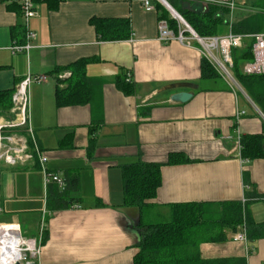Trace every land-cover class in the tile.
<instances>
[{
    "label": "crops",
    "instance_id": "0c3cea01",
    "mask_svg": "<svg viewBox=\"0 0 264 264\" xmlns=\"http://www.w3.org/2000/svg\"><path fill=\"white\" fill-rule=\"evenodd\" d=\"M33 1L31 49L12 54L10 47L26 44L23 15L19 0H0V92L14 89L28 73L46 77L30 86L31 128L47 155L46 169L64 180L76 178L79 189L70 194L68 208L55 210L49 194L56 185L44 186L36 159L16 167L0 161V223H8L0 233L17 230L8 226L17 224L23 237L36 239L41 253L35 264H133L141 220L170 221L174 205L219 209L246 198V210L264 222V161L241 163L237 146L241 135L264 136V116L239 83L241 93L221 78L200 79L202 57L194 42L158 40L160 20L178 33L165 4L153 0V10L146 11L135 0ZM168 1L174 12L227 9L222 35L254 13L253 0H235L234 9L230 0ZM93 19L114 30L127 25L128 38L99 39ZM79 60H91L85 67L89 102L58 107L56 91L66 88L71 71L55 69ZM118 76L133 86L132 94L117 88ZM179 92L192 97L171 102ZM10 110L2 120L13 117ZM237 110L245 111L238 122ZM172 154L191 162L167 165ZM136 162L161 165V185L142 213L122 206V167ZM224 233L222 242H199L191 249L204 260L264 264V239L243 244L230 230Z\"/></svg>",
    "mask_w": 264,
    "mask_h": 264
},
{
    "label": "trees",
    "instance_id": "16d2710c",
    "mask_svg": "<svg viewBox=\"0 0 264 264\" xmlns=\"http://www.w3.org/2000/svg\"><path fill=\"white\" fill-rule=\"evenodd\" d=\"M169 2L168 0H166ZM254 13L237 21L232 26V33L251 35L263 32L264 0H253ZM176 12L200 37H211L223 34L228 10L220 6H208L205 12L186 10ZM99 39L103 41H119L128 38L127 25L121 30L111 29L107 21L93 19ZM252 40H245L241 48L231 51L233 71L237 82L242 86L248 97L264 116V75L246 76L241 72L244 63L252 60ZM91 60H79L65 68L55 69L56 73L71 71V77L66 80V88L56 91V104L61 106L82 105L89 102L90 91L87 87L85 67ZM220 76L211 64L201 58L200 79L216 81ZM115 85L124 94H132L133 86L124 77L118 76ZM14 89L0 92V121L1 115L6 114L12 107ZM240 156L248 161H264L263 134H244L240 137ZM191 162L182 154L169 156L167 165H179ZM160 164L136 162L122 167V206L137 208L142 213L155 198L161 185ZM65 190L57 186L50 189V202L55 210L68 208L74 201L70 194L79 189L76 178H68ZM245 206L240 202H231L218 209L219 217L206 220L212 213L210 209L201 208L196 204L174 205L171 220L161 224L144 225L141 220V239L135 245L137 252L133 264H227L230 261L204 260L198 252L191 249L199 242H222L226 240L224 230L232 233L239 231L245 224L247 239L256 241L264 239V222H255L250 212L246 213ZM245 216L243 217V215Z\"/></svg>",
    "mask_w": 264,
    "mask_h": 264
},
{
    "label": "built area",
    "instance_id": "2783aa9c",
    "mask_svg": "<svg viewBox=\"0 0 264 264\" xmlns=\"http://www.w3.org/2000/svg\"><path fill=\"white\" fill-rule=\"evenodd\" d=\"M142 4L146 11H152L153 0H135ZM165 4V0H157ZM235 0H230L227 3L230 9H234ZM23 15V27L26 32V44L13 45L10 47L12 54L31 49L29 41L35 38V33L29 30V21L37 15L36 6L33 0H19ZM172 13V12H171ZM178 25V33L175 35L169 28L167 21L160 20L158 22V40L166 43L176 39L179 43L190 46L195 42L199 46L201 57L205 58L213 67L215 72L223 79L231 88H237V81L233 76V58L231 51L241 48L245 40L251 39L252 60L246 62L241 67V72L246 76L264 75V32L251 35L228 33L225 35H217L211 37H200L180 16L172 13ZM46 81V77L42 75L27 74L14 88L11 98L12 118L0 121V161L6 165L26 166L35 159L38 161L40 170L43 175L44 186L50 184L56 185L59 190L63 191L66 188L65 180L56 173L48 171L45 167L47 155L44 151L38 148L33 130L30 123V86L32 84H41ZM245 115V111H236V122ZM264 118V117H263ZM237 146L239 154L241 150L240 137L237 138ZM241 163H247L248 160L240 157ZM251 200H258L253 198ZM264 203V198L261 199ZM248 202V199L243 198L242 206ZM1 225V224H0ZM17 226V233L20 239L18 247L20 258L13 264H30L36 262L40 256L41 248L36 239L25 238L21 234L17 224H9L8 226ZM233 240L246 244L248 242L246 229L244 225L239 232L235 233Z\"/></svg>",
    "mask_w": 264,
    "mask_h": 264
},
{
    "label": "bare ground",
    "instance_id": "6f19581e",
    "mask_svg": "<svg viewBox=\"0 0 264 264\" xmlns=\"http://www.w3.org/2000/svg\"><path fill=\"white\" fill-rule=\"evenodd\" d=\"M20 239L17 230L0 233V264H13L19 260Z\"/></svg>",
    "mask_w": 264,
    "mask_h": 264
},
{
    "label": "rangeland",
    "instance_id": "374dc122",
    "mask_svg": "<svg viewBox=\"0 0 264 264\" xmlns=\"http://www.w3.org/2000/svg\"><path fill=\"white\" fill-rule=\"evenodd\" d=\"M262 28H263V31H264V24H263ZM194 44L198 46V44H196L195 42H194ZM198 47H199V46H198ZM233 76H234V78H235L234 71H233ZM235 80H236V78H235ZM236 81H237V80H236ZM240 88H241V87H240V85H239L238 82H237V88L234 87V90H235L236 92L241 93ZM237 89H239V90H237ZM240 95H241V94H240ZM248 112L251 113L252 115H255V114H256L254 108L251 110V108L248 107ZM210 211H211L212 214H211L209 217H206V218H205L206 220H213L214 218L219 217V214H220V213L218 212V209H217V208L212 207V208H210ZM153 218H154V219H153L154 222H158V221H159V220L157 219V217H155V215H153ZM159 222L164 223V222H168V221H159ZM0 224H8V223H0Z\"/></svg>",
    "mask_w": 264,
    "mask_h": 264
},
{
    "label": "water",
    "instance_id": "95a60500",
    "mask_svg": "<svg viewBox=\"0 0 264 264\" xmlns=\"http://www.w3.org/2000/svg\"><path fill=\"white\" fill-rule=\"evenodd\" d=\"M165 5L169 8V10L177 15L176 12H174L165 2ZM181 87H186V85H181ZM192 97V94L191 93H188V92H179V93H176V94H173L171 97H170V101L173 102V103H185L187 102L190 98ZM16 264H20V263H16ZM30 264H34V263H30Z\"/></svg>",
    "mask_w": 264,
    "mask_h": 264
}]
</instances>
